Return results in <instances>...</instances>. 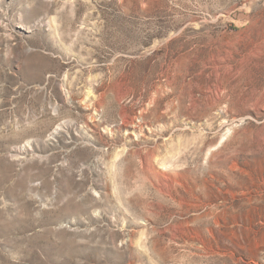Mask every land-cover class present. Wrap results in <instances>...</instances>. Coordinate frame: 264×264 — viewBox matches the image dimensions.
Instances as JSON below:
<instances>
[{"label":"rangeland","instance_id":"374dc122","mask_svg":"<svg viewBox=\"0 0 264 264\" xmlns=\"http://www.w3.org/2000/svg\"><path fill=\"white\" fill-rule=\"evenodd\" d=\"M0 264H264V0H0Z\"/></svg>","mask_w":264,"mask_h":264}]
</instances>
